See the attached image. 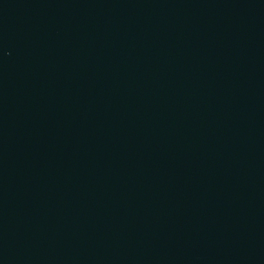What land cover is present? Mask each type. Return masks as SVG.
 <instances>
[{"label":"water","instance_id":"water-1","mask_svg":"<svg viewBox=\"0 0 264 264\" xmlns=\"http://www.w3.org/2000/svg\"><path fill=\"white\" fill-rule=\"evenodd\" d=\"M0 264H264V0H0Z\"/></svg>","mask_w":264,"mask_h":264}]
</instances>
